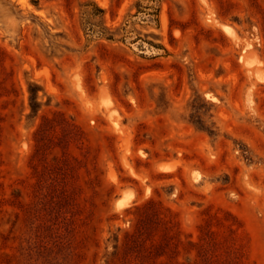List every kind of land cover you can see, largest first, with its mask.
<instances>
[{
    "label": "rangeland",
    "instance_id": "1",
    "mask_svg": "<svg viewBox=\"0 0 264 264\" xmlns=\"http://www.w3.org/2000/svg\"><path fill=\"white\" fill-rule=\"evenodd\" d=\"M0 264H264V0H0Z\"/></svg>",
    "mask_w": 264,
    "mask_h": 264
},
{
    "label": "bare ground",
    "instance_id": "2",
    "mask_svg": "<svg viewBox=\"0 0 264 264\" xmlns=\"http://www.w3.org/2000/svg\"><path fill=\"white\" fill-rule=\"evenodd\" d=\"M166 166V165H165ZM162 167H164V166H162ZM165 168H167V167H165Z\"/></svg>",
    "mask_w": 264,
    "mask_h": 264
},
{
    "label": "trees",
    "instance_id": "3",
    "mask_svg": "<svg viewBox=\"0 0 264 264\" xmlns=\"http://www.w3.org/2000/svg\"><path fill=\"white\" fill-rule=\"evenodd\" d=\"M100 11V10H99Z\"/></svg>",
    "mask_w": 264,
    "mask_h": 264
}]
</instances>
